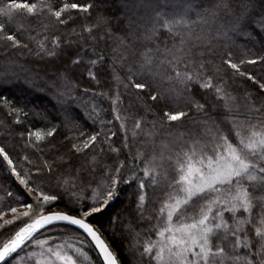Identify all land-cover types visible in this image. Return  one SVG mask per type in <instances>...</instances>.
<instances>
[{
    "label": "snow or ice",
    "instance_id": "obj_1",
    "mask_svg": "<svg viewBox=\"0 0 264 264\" xmlns=\"http://www.w3.org/2000/svg\"><path fill=\"white\" fill-rule=\"evenodd\" d=\"M256 32L264 0H0V77L19 80V68L58 106L29 112L0 95L15 125L40 122L18 133L39 163L25 154L18 170L0 146L30 198L0 206V264H18L29 245L26 264H91L85 245L100 264H264V39L258 52L234 39ZM101 75L106 90L87 86ZM89 94L110 101L111 119ZM83 115L119 122L122 139L86 133ZM133 183L135 198L109 221L113 232L121 223V260L93 218ZM52 229L61 235L41 239Z\"/></svg>",
    "mask_w": 264,
    "mask_h": 264
},
{
    "label": "trees",
    "instance_id": "obj_2",
    "mask_svg": "<svg viewBox=\"0 0 264 264\" xmlns=\"http://www.w3.org/2000/svg\"><path fill=\"white\" fill-rule=\"evenodd\" d=\"M61 2H72V0H61ZM81 2H86V0H81ZM101 11H105L106 14L111 15L112 9L106 8L101 9ZM24 23H29V21L25 20ZM79 24L80 21L78 20ZM255 39L245 38L243 36L235 37V43L238 47H248L251 48L253 52H258L261 50L260 41L264 39V33L256 32L254 33ZM99 48L104 51L105 54L109 52V49L105 47L103 43L99 45ZM13 59H16L19 64H25V60L22 58H18L13 56ZM7 63L6 58L3 55H0V70H3ZM38 65L35 61L29 62L25 64L27 69L37 68ZM10 71L11 66H9ZM249 71L258 72L259 68L256 66H249ZM15 71L20 75V79L17 80L15 78L9 79L7 82L4 81L2 77H0V95L8 97L10 100L15 102V106H25L26 110L29 112H50L53 115H57L55 101L52 97V93L47 91V89H36L24 82L23 77L27 75V72L20 71L19 68H16ZM34 76V74H33ZM31 78V77H30ZM101 85L97 87L95 82H86L87 86L91 89L99 92L106 90V85L104 84L105 76L101 75ZM84 101H86L87 106L89 108L95 104L98 110L102 109L100 112V116L103 119H111L110 113V101L105 99L104 97L97 96L93 98L90 94L88 96L83 97ZM127 103V99L125 100ZM79 114V113H78ZM24 119L23 125H15L13 123L14 116H9L7 113V109H5L2 105H0V121H4V124H0V146L4 147L6 151L10 154L14 161H19L20 157L27 154L30 159L39 163V153H37L32 148H24L23 141L20 139L18 133L22 131L29 124L40 125L39 121L33 119V116H29ZM80 123L83 126L82 130L86 133H90L93 131H99L101 127H105V130L111 129L117 133L116 137H113L114 140L119 142L122 139V133L119 129V122H113L111 125L102 126L99 124V121L95 125L91 124V122L86 118V115L81 116ZM7 125L8 127H6ZM131 126V124H129ZM59 139V138H58ZM47 151V149H45ZM135 151V148L133 149ZM18 170H20V164L17 163ZM24 167H30L26 162H24ZM54 187V183L52 185ZM122 191L120 195V199L113 203L112 207L109 208L106 212L97 214L93 218V224L99 228L102 232L103 237L109 243L111 249L118 255L121 260L126 259V250L123 245V237L120 234L121 223L118 222L116 226V231L113 232L109 225V221L113 218V216L124 207L128 206L130 201L134 199V193L136 191V185L133 183L131 186L129 185H121ZM7 192H12V197L7 196ZM17 194L23 195L24 200L28 201L30 198L27 195V190L23 188V186L19 185L18 181L15 180V177L10 176L7 171V164L3 161V158L0 157V198H3L0 201V206H7L8 204L16 205L15 196ZM58 209L65 210V202H59ZM128 217L126 215H121V222H126Z\"/></svg>",
    "mask_w": 264,
    "mask_h": 264
},
{
    "label": "rangeland",
    "instance_id": "obj_3",
    "mask_svg": "<svg viewBox=\"0 0 264 264\" xmlns=\"http://www.w3.org/2000/svg\"><path fill=\"white\" fill-rule=\"evenodd\" d=\"M19 210H22V209H19ZM57 210H62V209H58ZM12 216V213L11 212H7L6 216H5V219H10ZM2 222V221H0ZM19 223V222H17ZM61 235V233L56 230V229H52L51 231H48V232H44L43 235L41 236V239L45 238V237H50L52 238L53 240H55L57 237H59ZM66 238V237H65ZM103 239H105L103 237ZM107 241V240H106ZM110 246V245H109ZM85 248L86 250L89 252L90 254V261H91V264H100L99 262V257H98V253L95 249L93 248H90L88 247L87 245H85ZM111 248V247H110ZM32 250H37V249H34L33 246L29 245L21 250H18V253H19V261H18V264H26V261H27V256H26V253L29 252V251H32ZM112 250V249H111ZM113 251V250H112ZM114 252V251H113ZM14 264H16V262H14Z\"/></svg>",
    "mask_w": 264,
    "mask_h": 264
},
{
    "label": "water",
    "instance_id": "obj_4",
    "mask_svg": "<svg viewBox=\"0 0 264 264\" xmlns=\"http://www.w3.org/2000/svg\"><path fill=\"white\" fill-rule=\"evenodd\" d=\"M95 226V225H94ZM98 253V252H97Z\"/></svg>",
    "mask_w": 264,
    "mask_h": 264
}]
</instances>
